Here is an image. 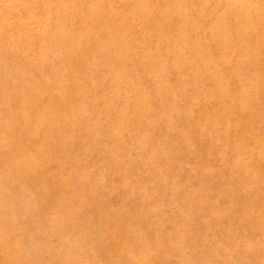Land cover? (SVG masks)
Segmentation results:
<instances>
[{
    "label": "rangeland",
    "instance_id": "374dc122",
    "mask_svg": "<svg viewBox=\"0 0 264 264\" xmlns=\"http://www.w3.org/2000/svg\"><path fill=\"white\" fill-rule=\"evenodd\" d=\"M0 264H264V0H0Z\"/></svg>",
    "mask_w": 264,
    "mask_h": 264
}]
</instances>
